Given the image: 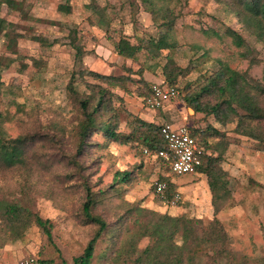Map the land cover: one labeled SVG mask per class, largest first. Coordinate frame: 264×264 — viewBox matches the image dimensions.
I'll use <instances>...</instances> for the list:
<instances>
[{
	"label": "rangeland",
	"instance_id": "rangeland-1",
	"mask_svg": "<svg viewBox=\"0 0 264 264\" xmlns=\"http://www.w3.org/2000/svg\"><path fill=\"white\" fill-rule=\"evenodd\" d=\"M95 1L101 8H106L109 19L106 32L105 26L101 31L95 27L97 16L90 9V0H27L28 19L25 20L0 3V17L18 25L16 31L22 34L14 54L6 49L5 38L0 35V56L13 60L9 67H0L3 82L0 113L9 119L4 124L8 137L15 138L21 133L31 132L47 134L49 130L46 127L55 119H62L67 124L73 122L78 112L69 99L67 89L72 76L75 75L73 87L80 93H89L88 84H99L90 77L77 74L74 50L69 45L70 32H76L77 43L83 44L86 51L91 52L83 58L85 66L100 74L121 73L112 50L113 41L120 34H137L140 37L144 34L156 35L158 30L138 0ZM177 1L179 3L176 2L174 10L180 14L175 28L178 44L175 50L178 52L177 63L184 73L177 82L180 98L169 105L183 108L186 118L184 125L204 128V116L195 113L183 102L186 85L195 88L202 83L218 70V62L227 64L232 70H248L252 79L264 85V39L250 34L222 1ZM65 4L69 6L70 12L58 11V6ZM39 19L42 21L39 22ZM227 29L236 31L245 45L236 47L226 34ZM31 34L44 35L52 44L45 46L35 43L29 39ZM144 58L145 53L142 52L137 62L130 63L131 66L137 67L144 62ZM246 58L255 59L259 64L249 68ZM155 61L149 60L146 65L150 66ZM128 87L131 88V85ZM112 92L115 96L126 97V93L117 89ZM136 101L134 106L137 105ZM118 104L120 101L113 97L112 107L115 111L119 110ZM129 105H125L128 111L134 107ZM138 106L145 110L139 103ZM207 121L224 134L223 137L210 136L207 142L213 150L208 152H215L214 157H219L216 165L227 181L230 207L214 216L212 206L198 207L197 203L189 200L180 205L187 209V214L183 216L201 219L205 223L216 217L223 224L230 238L232 256L229 260L223 259L222 264H264L263 144L234 132L235 123L221 126L215 123L213 117H208ZM120 126L124 131L130 130L124 122ZM91 141L101 143L104 139L100 135H93ZM61 149L71 153L67 144ZM47 152L48 159L59 158L58 147H49ZM80 162L83 166L82 176L93 190L107 189L113 183L117 171L132 172L130 181L116 185V197H111L109 204L98 211L109 224L114 223L112 237L115 240L124 238L123 234L132 228L136 218L139 219L138 224L147 219L144 213L126 215L130 206L159 214L168 213L170 208L152 190L154 181L168 174L167 169L159 160L145 155L141 146L111 143L101 152L90 149ZM64 174L71 176L66 178ZM41 176L43 189L51 184L52 179L66 181L65 184L57 183L54 186L59 196L57 200L37 197L35 201L38 214L54 222L52 242L49 243L39 229L31 224L22 237L5 240L0 247V264H22L30 259H34L35 264L47 260H53V264H72V259L81 254L93 231L92 226L80 222V207L84 197L80 189L82 180L73 172L68 160L63 158L62 162L54 161L50 173L43 170ZM202 178L206 180V176ZM17 179L12 173L0 174V199L10 198L9 191L17 187ZM148 244L149 239L142 237L137 241V249L142 250ZM104 246L105 243L98 245L91 264H109L111 249L109 247L104 252ZM197 262L206 264V258L200 257Z\"/></svg>",
	"mask_w": 264,
	"mask_h": 264
},
{
	"label": "trees",
	"instance_id": "trees-1",
	"mask_svg": "<svg viewBox=\"0 0 264 264\" xmlns=\"http://www.w3.org/2000/svg\"><path fill=\"white\" fill-rule=\"evenodd\" d=\"M90 1V9L93 15L97 16L94 25L105 26L104 32H106L109 26L106 8H101L95 0ZM215 1L224 2L250 34L264 39V0ZM138 2L150 15L153 25L158 30L156 35L144 34L140 37L137 34L132 36L120 34L118 39L113 41L114 52L131 62H137L138 55L145 53L144 62L137 67L121 65L120 74H100L89 70L83 63V58L91 52L86 51L83 44L77 43L76 32H70L69 45L74 50L77 74L90 77L99 83L88 84L89 93H80L73 87L75 75L71 77L67 89L69 99L78 112L73 122L67 124L62 119H55L46 127L49 130L47 134L21 133L15 138H10L4 128L5 122L9 119L0 113V174L12 173L19 178L17 187L9 191L10 198L0 199V236H2L0 247L7 239L16 240L22 237L31 224L39 229L49 243L52 242L54 222L38 214L35 210V201L37 197L57 200L59 196L54 186L57 183L65 184L66 181L52 179L51 184L43 189L40 183L41 173L43 174V170L50 173L54 161L62 162V159L66 158L73 172L82 180L80 189L84 197L80 207V222L85 226L93 227L83 251L72 259V264H91L98 245L102 243H105L102 251L107 252L109 247L111 249L109 264H199L197 259L200 257L206 258V264H222L223 259L229 260L232 256L229 247L230 238L223 224L216 217L205 223L201 219L187 218L183 215L171 216L168 213L159 214L130 206L126 215L144 213L147 219L144 223L138 224L139 219L136 218L132 228H128L123 234L124 238L115 240L112 237L114 223L109 224L98 211L101 207L107 206L110 199L116 197L118 190L116 185L130 181L132 172L117 171L113 183L105 190H93L82 176L83 166L80 160L92 148L101 152L111 143L135 144L150 151L165 148L160 133L161 125L140 119L128 111L125 105L126 98L142 103L150 96L153 84L144 78L146 72L160 69L162 85L178 88L177 82L184 69L170 56V52L178 45L175 28L180 13L177 14L174 8L179 1L138 0ZM0 3L6 5L10 11L18 13L21 19H28L27 0H0ZM58 11L69 13V6L59 5ZM17 29L18 25L0 17V35L5 38L6 49L11 54L16 53L17 42L22 38V34L17 33ZM226 34L236 47L245 45L236 31L227 29ZM29 39L40 45L52 44L44 35L31 34ZM149 60L156 61L148 66L146 64ZM12 61L11 58L0 56V67H9ZM160 61L162 63L159 64ZM248 63L249 68L259 64L251 58L248 59ZM218 64V70L195 88L187 84L186 94L182 98L195 113L204 116L202 120L205 124L204 128L189 127V130L191 136L203 148L202 164L197 168V172L206 176L214 216L230 207V193L227 181L224 180V173L216 165L219 157H214L215 152H208L212 148L208 145L207 139L210 136L223 137L224 134L212 126L207 118L213 117L215 123L221 126L235 123L234 132L258 141L264 147V85L252 79L248 70L240 72L232 70L225 63L218 62ZM129 85L131 88L128 87ZM2 88L0 74V93ZM113 89L126 93V97L115 96ZM113 97L120 101L117 111L112 107ZM123 122L130 126H128L129 131L121 129L120 125ZM93 135L102 136L104 141L92 142ZM66 144L70 147L71 153L61 149ZM49 147L59 148V156H57L59 158L48 159ZM156 160H159L166 167L167 172L172 174L163 160L160 158ZM70 176L64 174L66 178ZM158 181L166 185V198L171 199L176 192L169 181V176L160 177ZM152 190H154L153 186ZM142 237H147L149 244L138 250L136 244ZM39 264H53V260L40 261Z\"/></svg>",
	"mask_w": 264,
	"mask_h": 264
},
{
	"label": "built area",
	"instance_id": "built-area-1",
	"mask_svg": "<svg viewBox=\"0 0 264 264\" xmlns=\"http://www.w3.org/2000/svg\"><path fill=\"white\" fill-rule=\"evenodd\" d=\"M180 91L175 86L153 84L150 96L142 101V106L148 110H159L167 103L176 100ZM160 133L164 140L165 148L159 151L143 149V153L155 159L160 158L168 165L172 175L184 176L197 173L201 166L203 148L191 134L189 127L180 125L174 127L170 124H162ZM153 194L166 206H177L181 202L179 193H175L171 199L166 198V185L158 180L153 183ZM22 264H35L34 259L26 260Z\"/></svg>",
	"mask_w": 264,
	"mask_h": 264
},
{
	"label": "crops",
	"instance_id": "crops-1",
	"mask_svg": "<svg viewBox=\"0 0 264 264\" xmlns=\"http://www.w3.org/2000/svg\"><path fill=\"white\" fill-rule=\"evenodd\" d=\"M95 27L99 31H101V28H103V26H100V25L98 26L96 25ZM125 36H130V35L126 34ZM112 50L114 52L113 45H112ZM177 55H178V52L175 49L170 52V56L176 61H178ZM113 58L118 59V62L117 60H115L117 64L119 63L118 66H121V65L130 66L131 65L130 60L124 59L118 56L115 52L113 54ZM160 74L161 73L160 71L158 72V70L154 72H146L144 74V78L150 81L152 84H162L163 80ZM135 101H136L135 99L126 100V104L130 103L129 107H131V105L132 106L135 105L134 104ZM136 103L137 105L134 106L132 110L130 108L129 111L133 115L138 116L140 119L146 122L153 123L156 125H162L166 123L174 127H177L180 125H184V122L186 120V118L183 116V108L181 106L179 107L175 106L174 108L173 106L169 105L171 102L165 104L163 108L159 110H148L145 108L144 111L143 109H140V107L138 106V103H139L140 106L144 108L142 104L139 101H136ZM168 174L166 176H169V181L174 186L175 192L179 193L181 196L180 204H178L177 206H168V208H170L168 211L170 215L177 216V215L187 214V209H185V207L180 206V205L185 204L189 200L197 203V205H199L198 207H202L203 205L206 208H208L207 206H211V194H210L208 185L206 183L207 181L204 180V178H202L205 175L198 173V172L192 175H184V176H174L172 174L171 175L170 174L168 175ZM202 210L204 209H201V211ZM201 215L202 214L200 213L199 216Z\"/></svg>",
	"mask_w": 264,
	"mask_h": 264
}]
</instances>
